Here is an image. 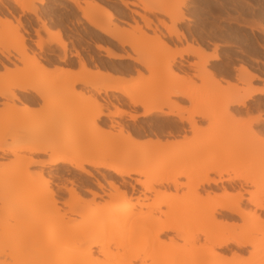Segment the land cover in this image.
Masks as SVG:
<instances>
[{"label":"bare ground","instance_id":"obj_1","mask_svg":"<svg viewBox=\"0 0 264 264\" xmlns=\"http://www.w3.org/2000/svg\"><path fill=\"white\" fill-rule=\"evenodd\" d=\"M1 1L3 0H0V3ZM10 1L22 14L33 16H37V6L34 3L43 5L45 2ZM64 1L73 5V9L81 14V19L90 28L115 42L114 44L109 41L110 46L94 44V48L103 53L105 58L133 61L147 69L155 66L165 68L170 76L155 78L154 83L173 86L159 93L161 101L148 103L149 96L155 92L139 89L146 79L133 84L132 93H127L129 86L125 84L128 80L124 77H114L96 65L94 70L89 69L77 52L72 54L79 66L77 71L66 67L48 68L41 64L34 53L26 52L23 36L26 31L20 19L12 25L9 19L0 16V56L9 60V50H13L18 54L16 60L19 63L32 61V65L10 69L0 59V67L3 69L0 73V99L4 100L3 108L0 109V158L11 154L14 158L12 163L17 170L9 177H0V264H264V184H259L252 172L228 166L235 162L250 163L264 159V138L258 133L253 132L248 138L237 139L235 143H231L236 151L221 159L217 157L216 161L194 154L195 159L199 161V167L190 171L188 168L182 169L184 163L193 157L192 154L181 150L184 147L182 141L162 142L156 137L154 140L135 142L132 133L120 124L115 125L118 128L117 134L107 136L100 143L106 145L105 151L102 152L94 151L97 147H88L85 142H75L76 137L71 134V130L59 137L56 133L48 131L35 134L31 129H22L25 126L30 127L25 122L40 115L44 116L52 109L60 111V121L68 124L72 117L71 119H76L77 122L83 121L86 128L93 131H100L98 122L102 118L123 117L135 122L138 118L157 115L158 118L175 117L180 123L178 128L181 132L196 133L198 121L210 122L217 114L237 119L230 112L231 106H244L246 101L254 96H264V87L249 84L259 79L258 76L242 64L236 69L241 77L240 83H247V88L234 94V89L238 88L236 84L225 82V86H222L223 79L215 78L214 70L207 68L211 62H218L217 46L213 47L211 54L206 53V49L200 44L187 43L183 48L168 46V40L174 43V40L183 39L185 35L178 25L189 23L180 8L158 9L146 5L144 0H117L121 7L129 11L136 34L145 37V32L137 25L138 19L145 29L153 32L154 36L141 45L144 48L152 47L157 52L148 62L113 53L112 47L134 46L129 42L126 30H119L117 24L112 22L114 14L109 9L95 0ZM135 8L152 14L156 24ZM157 15L166 18L167 22ZM238 26L246 27L242 24ZM249 29L254 30L252 27ZM40 31L44 33L43 37L39 36ZM157 32H161L160 35ZM35 33L37 50L54 53V48H50L54 45L60 53L59 61L63 63L67 58V44L62 34L50 30L43 22ZM100 37L101 35H98V38ZM163 51L168 52L165 58L159 55ZM185 56L197 60L188 63V67L195 68L197 72L194 77L205 86L211 81L216 91H210L208 88L204 91L192 89V78L186 74L177 75L172 69L174 63L176 59ZM137 73L139 75V72ZM173 78L177 79L176 83L171 82ZM74 85H82L91 95L82 91L75 93ZM135 89H139V92H134ZM92 93L106 96L110 93L116 101L120 97L116 98L115 95H120L131 107H140L141 111L129 112L112 103L109 105L114 111H109L107 104L102 103ZM196 95L202 96L198 105H203L204 110H191L184 118L181 115L182 107L186 108L184 103L170 100L171 97L180 98L191 107L197 100ZM38 100L42 105L39 109H34L32 105ZM215 109L218 111L214 115ZM46 119L51 120V113ZM262 120L264 119L260 115L251 117L247 126ZM183 124H186L187 129ZM52 126L51 123L49 128ZM110 127L113 129L114 125ZM7 140L15 142L6 143ZM256 141L260 143L259 151L248 150ZM206 147L207 143L199 146V150L204 151ZM143 149L156 150L157 153L150 155L145 152L137 156ZM89 150L93 152L83 154ZM166 151L168 154L162 157ZM26 154L43 156L46 159L35 163ZM152 157L159 159V170L155 175L144 168L145 161ZM84 166L109 172L107 176L101 173L100 175L107 187L120 195H125L121 187L126 186L134 190V185L127 183L125 178L145 175V181H133L141 187V195L150 201L132 203L128 197L115 200L112 205H107L104 211L109 215L106 219L107 227L92 238H88L87 234L80 236L79 229L76 228L78 224L95 222L97 215L103 210L85 213L78 210L79 204L84 203V200L72 181H67L70 187H61L68 199L61 203L63 208L58 206L57 192L50 188V183L53 173H69V168L86 178L94 179V185L102 191V184ZM166 167L170 168L167 175L176 177H188L194 173L188 183L183 185L186 188L183 202H177L176 195L181 185L175 178L169 179L163 175ZM31 168L37 170L30 171ZM37 181H42L39 192L32 196L29 190V195L25 200H21V196L16 193L19 187L25 183L34 187ZM155 184L163 190L154 187ZM205 186L208 189H205ZM169 188L175 191L171 198L166 192ZM84 192L90 194L92 200L101 198L92 190L85 189ZM169 199L173 202L165 212L163 208ZM134 205L138 206L135 211L132 207ZM72 214L79 218V222L75 218H68V215ZM235 229L240 232L235 234ZM256 232L260 233L259 238L251 236V233ZM178 241L182 242L181 246H178ZM69 248L73 249L70 254L66 253ZM246 253L249 255L247 259H235Z\"/></svg>","mask_w":264,"mask_h":264},{"label":"rangeland","instance_id":"obj_2","mask_svg":"<svg viewBox=\"0 0 264 264\" xmlns=\"http://www.w3.org/2000/svg\"><path fill=\"white\" fill-rule=\"evenodd\" d=\"M48 5L46 6L47 10L41 11L42 13L40 20L42 21L46 27H48L52 31H59L62 34L63 40L67 44V48L69 44L73 46L74 52H77L86 62L87 67L89 69L94 70V65H96L100 70L111 73L112 75H120L128 80L125 85L129 86L127 93H132L133 84L140 82V80H145L139 89L143 88L144 91L155 92L154 95H150L148 98V103L150 102H158L160 99L159 93L162 91L171 89L173 85H162L155 84L154 79L158 77L168 78L170 73L161 67H150L145 68L133 61H114L104 62L102 59L103 53L97 51L94 48V44H100L102 46H110L109 44L114 42L107 36L100 34L97 31L91 30L89 26L85 23L84 20L81 19V14L79 12H73L68 9L65 5L71 4L64 0H51L47 1ZM82 1V0H79ZM101 6L109 9L114 14V19L112 22L117 24L119 30H126L128 33V40L134 46L131 47H112V51L115 54H123L129 55L133 59H140L143 61L150 62L153 57L156 56V50L152 47L144 48L141 45L148 41V38H152L154 36L151 30L145 29L143 24L138 21V26L145 32V37L136 34L133 30L135 24H133L129 18V11L125 10L123 7H119L117 4L113 3L112 0H95ZM133 1V0H131ZM25 2H31V0H25ZM34 2V0H32ZM45 2V3H46ZM146 5L158 8V9H175L180 8L183 14L189 19V23L185 22L178 25L179 30L184 32L183 39L174 40V43L171 40H168V46L170 48L176 47V43H181L182 41L190 44H200L204 49H208L209 47L217 46V55L219 57L218 62L214 65H210L207 68L210 71H231L235 66L242 64L246 66L254 75L258 76L259 79L251 81L249 84L253 85L255 83L260 82L261 78H264V0H144ZM36 5V3H34ZM38 5V4H37ZM5 6V5H3ZM139 6V4H138ZM135 10L140 11V9L135 8ZM125 11V13H123ZM143 15L150 17L153 22L156 24L155 17L150 13L141 12ZM23 15V14H22ZM157 17L162 18L167 22L166 18L157 15ZM102 18V17H101ZM21 19V17H20ZM118 20H122L123 22H119ZM50 22V23H48ZM12 25H15L11 22ZM189 24V25H188ZM238 24H242L246 26L245 28H240ZM71 26V28H70ZM70 29H67V28ZM159 26H157L158 28ZM249 27H252L254 30H250ZM159 30V29H158ZM263 30V31H262ZM134 32V34H133ZM161 32H157L160 35ZM98 35H101V39L98 38ZM163 40H166L163 38ZM70 41V43H68ZM110 41V43H109ZM115 43V42H114ZM13 44V43H12ZM12 46V45H11ZM10 46V47H11ZM50 48H54V45H51ZM44 52H48L44 50ZM59 52V51H57ZM168 52L163 51L160 53V56L167 55ZM9 54H18L13 50H9ZM193 58V57H192ZM197 60L195 59L194 62ZM65 62L60 63L61 67H66ZM193 62V61H192ZM190 63V62H188ZM20 66H15V69H21L25 66L32 65V61H29L25 64L19 63ZM79 67V66H78ZM181 67V66H180ZM178 65L174 63L173 70L178 72L180 75L182 72L177 70ZM195 70V68H193ZM139 72V75L138 73ZM177 74V75H178ZM178 75V76H179ZM240 74L237 78V89H234V94L241 92L242 89L247 88V83H240ZM156 80V79H155ZM177 79H172V83H176ZM193 84L191 86L192 89L198 91H204V89H210V91H216L214 84L209 81V85L205 86L202 81L198 78L193 79ZM197 81L199 83H197ZM205 86V87H204ZM139 89H135L134 92H139ZM75 93L79 91L85 92V94H90L91 92L83 87L82 85H74ZM94 97L100 100L102 103L107 104L109 111H114V108L109 104L118 105V108L124 109L129 112L139 113L141 111L140 107H131L126 99L120 95H115L120 98H117L118 101L113 100L114 95H96ZM201 95H196V102L191 107H182V117H186L188 112L191 110H204V106H199L198 101H201ZM105 101H104V100ZM171 101H182L183 99L171 97ZM161 101V100H160ZM4 100L0 99V109L3 108ZM201 103V102H200ZM199 104V105H198ZM42 105V103H41ZM194 106V107H192ZM20 105H18V108ZM32 107L34 109H39L41 106L33 104ZM230 112L235 116L237 115V119H233L230 116H221L219 114L215 115L218 110H214V119L210 122L206 120L198 121V131L196 133H192L190 131L181 132L179 130V121H172L167 119L158 118L157 115H153L146 118H138L135 122L126 121L127 118L123 117H109L102 118L98 122V126L100 131H93L86 128V124L83 121L77 122L76 119L68 120L69 123H65L64 121H60L58 118L59 110H50L46 115H40L34 118L31 121L25 122L28 126L22 129L28 130L31 129L35 134H44L48 131V133H53L59 137L65 134L66 131L71 130V134H73L76 138L75 142H85L88 147L96 148L94 151H105L106 145H100L107 136L117 134L118 128L115 126L116 124L122 125L125 129L129 130L132 135L135 133H140L142 136V140L150 139L154 140L156 137L160 139L162 142L165 141H182L184 144L183 152L187 154H192V158L190 161L184 163L182 169H190L196 170L199 167V164L194 154H198L196 156L202 155L206 158H210L212 161H216L217 157L219 159L227 156L230 153L236 151L235 146L231 145V143H235L237 139L241 137H250L253 132H256L260 135V137L264 138V120L257 124H251L249 127L247 126L249 119L253 116L252 114L257 113L261 118H264V97H253L251 100L246 101L244 106H236L233 105L230 107ZM165 110V109H164ZM51 113V120L48 121L46 117ZM251 116V117H250ZM256 116V115H254ZM35 120V122H34ZM66 121V120H65ZM51 123L53 124L50 129ZM179 123V124H178ZM114 125L112 129L110 126ZM38 126V128H36ZM184 128L187 129L186 124H183ZM70 134V135H71ZM28 133L25 134L27 137ZM185 136V139H184ZM66 138V137H65ZM15 142L14 140H7L6 143ZM207 143L208 147L204 151L199 150V146ZM99 144V146H98ZM260 143L258 141L254 142L252 146L248 150H257L259 151ZM247 150V151H248ZM92 150L83 152L84 153H92ZM149 153L156 155L157 151L152 149H143L137 153V156L143 153ZM168 154V151L164 152L161 156L164 157ZM152 155V156H154ZM32 161L35 163L41 162L46 159V157L38 156V155H29ZM13 156L11 154H6L3 158H0V177H9L15 173L16 167L13 165L12 160ZM231 168L241 169L242 171H249L256 175L259 184H264V159L259 162L244 163V162H235L233 164L228 165ZM85 169L89 170L94 178L102 184L103 190H99L95 183V180L92 178H86L82 174L67 168L70 172L59 171L56 175L54 173L51 175V183L50 188L53 191L57 192L56 199L59 201L60 207L62 202L67 201L68 195L65 193L62 186L70 187V184L67 181H72L74 187L82 194L84 203H80L78 206V210L82 212H89L92 210H103L100 212L95 222L82 225V223L78 224L79 218L75 215H68V218H73L78 220L76 222L78 226L76 228L79 229L80 236L87 234L88 238H92L94 235L100 234V231L107 227L106 219H108L109 215L104 212L107 205H112L115 200L123 199L124 197L130 198V201L133 203L135 201L141 202L145 199L143 195H141L140 191H142L141 187L135 185L133 179H138L143 182L146 180V176H131L130 178H125L124 180L127 183L134 185V190L127 188L126 186L121 187L122 190L125 191V195H120L114 193V191L110 190L104 182V178L100 175L103 174L107 176L109 172L104 169H94L89 166H84ZM144 168L152 173L153 175L158 173L159 170V159L156 157H152L145 161ZM170 168L166 167L163 170V175L169 179L175 178L177 183L181 185L177 190V202H183V195L186 192V188L183 186L188 183L189 179L194 176L192 172L188 177H176L175 175H167V172ZM37 168H31L30 171H35ZM99 172V173H97ZM47 177V175H44ZM42 181H37L34 183V187H30L27 183L23 186L19 187L17 190V194L21 197V200H25V198L29 195L28 191L30 190V195H35L39 192L41 188ZM154 187L163 190L162 187L157 184ZM85 189H89L97 193L101 196L92 200L90 194L84 192ZM205 189H208L205 186ZM252 190V188H249ZM22 191V192H19ZM24 191V192H23ZM168 193V197L171 198L173 194H175L174 189L169 188L166 190ZM111 195L112 197H109ZM147 196H150L147 194ZM150 201V200H149ZM172 200L169 199L165 202V207L163 211H168V206L172 204ZM11 204V201L9 200ZM9 207L10 205L7 204ZM8 207V208H9ZM138 208V206H132ZM89 215V214H88ZM264 220V219H262ZM240 231L235 229V234H238ZM172 236V234H169ZM168 235V236H169ZM252 237L259 238L260 233H251ZM164 238V237H163ZM178 246H181L182 242L178 241ZM72 248H69L66 253L72 251ZM251 251L250 248H248ZM249 255L246 253L244 256H239L235 259H247ZM260 258V256H258Z\"/></svg>","mask_w":264,"mask_h":264},{"label":"crops","instance_id":"obj_3","mask_svg":"<svg viewBox=\"0 0 264 264\" xmlns=\"http://www.w3.org/2000/svg\"><path fill=\"white\" fill-rule=\"evenodd\" d=\"M47 1H51V0H47ZM113 1V3H115V4H117L119 7H121L118 3H117V0H112ZM46 2V1H45ZM43 3V5H37V3H36V6H37V8L38 9H41V11H42V7H46L47 5H48V2H46V3ZM2 5H10L12 8H14V4L10 1V0H3V1H1V3H0V8H1V6ZM65 5H66V7L68 8V9H70V10H73V5L72 4H66L65 3ZM75 10V9H74ZM40 10L38 11V13L39 12H41ZM76 11V10H75ZM37 13V14H38ZM31 17H32V19L34 18V20L35 19H37V18H39V16L37 15V17H34V16H28V19H29V21L31 22V24L29 25V24H27L26 25V30L28 31V38H31V40H32V43L30 44V47L32 48V50L33 51H36V49H35V47H34V43H35V41L37 40V37H36V34H35V30H38L39 28H38V25H36L35 23H33V20L31 19ZM11 20V19H10ZM12 22H14L13 20H11ZM41 33V35L43 36V33L42 32H40ZM185 45H186V43L185 42H181V43H176V47L177 48H183V47H185ZM212 47H209L207 50H206V53H208V54H211L212 53ZM69 52L72 54L73 53V46H69ZM195 60V58L193 57H190V56H185V57H183L182 59H176V63H177V65H178V68H177V70H179L180 72H182L180 75L178 74V72H176L179 76H184L185 74L188 76V77H190V78H192V80L195 78L194 76L197 74V72L193 69V68H190V67H188V62H192V61H194ZM112 60H107V62H111ZM77 62V61H76ZM216 62H211L210 64H209V66L211 65H214ZM181 66V67H180ZM238 67V65L237 66H235L231 71H213L214 72V76H215V78H219V79H223V82H221V84H222V86H225V82H229V83H231V84H237V78L239 77V73L237 72V68ZM70 70H72V71H77L78 70V64L76 63L75 64V67H73V68H70ZM92 70V69H91ZM114 77L115 76H118V77H123V76H120L119 74L118 75H113ZM197 83H199L198 81H197ZM252 86H257V87H264V78H261V80H260V82H258V83H255V84H253ZM238 93H240V92H238ZM237 93V94H238ZM108 95H112V94H110V93H108ZM255 98H258V97H264V96H259V95H256V96H254ZM182 103H184V105L186 106V107H189L188 106V104H187V102H185L184 100H182ZM231 109V108H230ZM253 116L252 117H256V116H258L257 115V113H254V114H252ZM254 115H256V116H254ZM235 117H237V115H235ZM251 117V116H250ZM162 119H167V120H172V121H177L178 119L177 118H175V117H169V118H162ZM262 119H264V118H262ZM142 137H144V135L142 136L140 133H135V135H133V138H134V140H135V142H139V141H143L142 140Z\"/></svg>","mask_w":264,"mask_h":264},{"label":"flooded vegetation","instance_id":"obj_4","mask_svg":"<svg viewBox=\"0 0 264 264\" xmlns=\"http://www.w3.org/2000/svg\"><path fill=\"white\" fill-rule=\"evenodd\" d=\"M47 9H49V8H47V7H42V11L44 12V10H47ZM71 11H73V12H76L74 9L73 10H71ZM37 13H38V8H37ZM42 12H39L37 15L39 16V18H37V19H35L34 20V18L32 19V17H31V19L33 20V23H35L36 25H38V28L40 29V27H41V23H42V21H44L45 22V20H40V17H41V14ZM0 16H2V17H6L7 19H11V20H13L14 22H12L11 20V22L13 23V24H15L16 23V20L19 18L20 19V17H21V19H20V22L22 23V26H23V29H25V33H23V36H24V38H25V45H26V52L28 53V54H35V57L41 62V64L42 65H44V66H46V67H48V68H54V67H61L60 66V61H59V58H58V56L60 55V53L59 52H57L56 50H55V52L54 53H46V52H44V51H42V52H40V51H38L37 50V48H36V46H35V43H34V47H35V49H36V51H33L32 50V48L30 47V44L32 43V40H31V38H28L27 36H28V31L26 30V25L27 24H31V22L29 21V19H28V16H33V15H30V14H23L22 15V13H21V11L14 5V8H12L10 5H5V6H1V8H0ZM34 17H37V16H34ZM119 22H123L122 20H118ZM48 23H50V22H48ZM124 23V22H123ZM70 28H71V26H70ZM69 27L67 28V29H70ZM90 28V27H89ZM91 30H93V31H95L94 29H92L91 28ZM40 32H42V31H40ZM43 33V32H42ZM36 34V33H35ZM39 36L40 37H43L44 36V33H43V36L41 35V33H39ZM36 37H37V35H36ZM37 41V40H36ZM35 41V42H36ZM68 43H70V41H68ZM114 43V42H113ZM115 44V43H114ZM69 46H72L71 44H69ZM69 47L67 48V53H66V55H67V58L65 59L66 60V62H65V66H68V68H73V67H75V64L77 63L76 61V59L75 58H73L72 57V54H74L75 52L73 51V53L71 54L70 52H69ZM16 58H18V56L16 55V54H11L10 55V57H9V60H5L3 57H1L0 56V59L2 60V62L8 67V68H10V69H14V67L15 66H20V64H19V62L16 60ZM103 59V61L104 62H106L108 59L107 58H105L104 56L102 57ZM1 72H3V69L0 67V73ZM104 100V99H103ZM105 101V100H104ZM35 105H39V106H41V102L38 100L36 103H35ZM126 121H129V120H127L126 119ZM144 136H146V135H144ZM93 184H95L94 182H93Z\"/></svg>","mask_w":264,"mask_h":264}]
</instances>
